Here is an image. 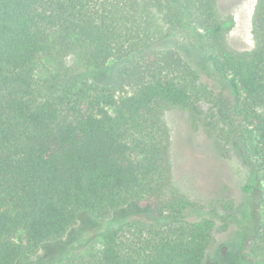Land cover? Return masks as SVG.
<instances>
[{"label":"trees","instance_id":"1","mask_svg":"<svg viewBox=\"0 0 264 264\" xmlns=\"http://www.w3.org/2000/svg\"><path fill=\"white\" fill-rule=\"evenodd\" d=\"M231 26L216 0H0V264H205L215 210L173 183L170 108L253 171L240 251L264 264V0L252 49L229 46ZM176 37L195 41L196 63L156 47ZM122 214L85 236L88 216Z\"/></svg>","mask_w":264,"mask_h":264},{"label":"rangeland","instance_id":"2","mask_svg":"<svg viewBox=\"0 0 264 264\" xmlns=\"http://www.w3.org/2000/svg\"><path fill=\"white\" fill-rule=\"evenodd\" d=\"M257 0H216L218 12L232 18L227 35L229 46L235 51L253 48L252 19ZM157 48H178L192 62L198 61L196 44L190 37H176L161 41ZM49 64L43 61L38 76L43 77ZM208 106H202L204 112ZM170 134V161L174 185L190 201L215 210L216 230L205 264H245L240 248L247 244L257 217V194L244 192L255 176L238 151L223 147L212 139L202 125L196 123L188 111L170 108L164 113ZM263 187V185L259 184ZM232 207L228 211L227 208ZM124 214L106 221L86 219V237L95 236L110 226H116ZM228 222L226 229L221 226ZM74 236L64 239V253L76 243ZM56 245L46 252L53 257L59 252Z\"/></svg>","mask_w":264,"mask_h":264}]
</instances>
